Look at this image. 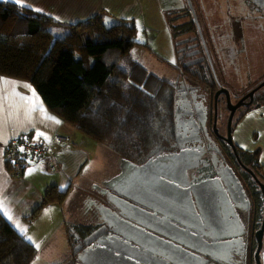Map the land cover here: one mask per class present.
I'll return each instance as SVG.
<instances>
[{
	"label": "flooded vegetation",
	"instance_id": "flooded-vegetation-1",
	"mask_svg": "<svg viewBox=\"0 0 264 264\" xmlns=\"http://www.w3.org/2000/svg\"><path fill=\"white\" fill-rule=\"evenodd\" d=\"M184 1L168 14L159 72L149 71L159 79L158 113L145 124L141 146L116 154L114 197L102 184L92 188L95 199L83 200L91 223L71 229L78 241L68 264H82L81 255L113 238L126 246L114 248L109 264L121 257L120 264H258L264 173L243 129L264 110V3ZM133 170L151 173L154 195L129 186ZM149 184L141 183L144 190ZM99 202L114 208V232L95 225L107 218ZM115 213L130 224L123 235ZM260 258L264 264V237Z\"/></svg>",
	"mask_w": 264,
	"mask_h": 264
},
{
	"label": "trees",
	"instance_id": "trees-1",
	"mask_svg": "<svg viewBox=\"0 0 264 264\" xmlns=\"http://www.w3.org/2000/svg\"><path fill=\"white\" fill-rule=\"evenodd\" d=\"M103 19L98 15L64 25L0 1V75L29 81L65 123L97 145L122 153L142 145L140 134L159 110V79L132 55L137 28L107 30ZM88 26L97 29L83 35ZM129 80L138 91L125 95ZM123 104L127 110L120 109ZM66 194L51 187L42 206ZM37 256L36 246L0 212V264H34Z\"/></svg>",
	"mask_w": 264,
	"mask_h": 264
},
{
	"label": "crops",
	"instance_id": "crops-1",
	"mask_svg": "<svg viewBox=\"0 0 264 264\" xmlns=\"http://www.w3.org/2000/svg\"><path fill=\"white\" fill-rule=\"evenodd\" d=\"M0 1L32 9L64 25H74L86 22L98 15H104V17L110 16L123 22L132 23V25L135 24L132 27H136L140 22L145 25L148 7L158 3L161 12L152 14L154 17L151 19L155 22L159 18L163 28L170 22L168 14L173 17L176 9L183 8L185 2L184 0ZM224 2L225 0H220L222 5ZM24 85L29 87H24ZM33 90L38 97L35 102L42 105L43 111L33 112L31 110L32 105L23 99V97H31ZM56 120L60 123H55ZM247 124L251 139L248 140L247 137L244 139L248 143L246 146L251 151L259 152L260 161L263 165L261 170L264 173V110L253 112ZM37 132L44 133L49 139L45 140L43 137L36 139ZM26 135L32 141L45 144L48 152L57 159L61 173L49 172L44 160L30 159L26 168L20 172L18 177L16 176L15 171L7 161L5 147L11 141ZM61 137L67 138L69 141L58 140ZM75 139L82 140L85 138L80 131L65 123L47 108L32 83L0 75V212L5 220L20 234L28 237L29 230L33 227L37 228V224H40L39 222L42 220L44 230L48 233H55L57 236L61 232V230H56L58 225L63 230L68 219L70 221L72 219V224H76L75 221L79 222V214L84 207L83 200L86 196L95 199V194H90V192L93 193L92 188L94 186L92 185L94 182L92 174L97 170L94 165L99 161L100 154L105 160L104 153H109V151L100 145L89 151L82 148L81 142L73 146ZM244 140L239 139L242 142ZM51 155L48 154V157ZM110 158H107L108 162ZM113 177L110 172L106 175L105 180L108 181ZM87 183L92 185L88 189L89 191L87 190ZM51 187H57L63 193L68 192V195L66 194L62 201H53L42 206L45 193ZM73 200H75L77 208H73ZM80 202H82L81 207L78 206ZM54 208L58 209V216L52 213ZM81 214L85 219H89L83 212ZM8 216H11V220L8 219ZM46 219L49 222H46ZM80 225L88 226V224ZM69 233L68 228L60 239L63 243H57L58 245L55 246L61 253L62 259L59 261L56 256L53 260L54 263L62 264L63 261L69 259L71 261L73 244ZM44 236L45 239H42ZM44 236L38 238L41 246L43 244L48 245L54 239L51 235ZM34 239L31 243L35 245L36 239Z\"/></svg>",
	"mask_w": 264,
	"mask_h": 264
},
{
	"label": "rangeland",
	"instance_id": "rangeland-1",
	"mask_svg": "<svg viewBox=\"0 0 264 264\" xmlns=\"http://www.w3.org/2000/svg\"><path fill=\"white\" fill-rule=\"evenodd\" d=\"M161 12V8L159 7L158 3H155L153 5H150L147 9V13H146V21L144 22L145 25L143 24V22H140L136 28L137 30L135 31V37H134V40H135V46L133 48V51H132V55L134 57L135 60H137L138 62H140L141 64H143V66H145L148 70H150L151 72L153 73H158L159 72V69H160V55L163 56L165 50L163 49V44L162 42H164V40H166V36H165V31H164V28L162 26V23L160 22L159 18L158 20H155V22L152 21L151 17H154V13H160ZM171 20V19H170ZM123 28V27H122ZM97 28L95 26H88V27H85V28H82L81 32H84L83 35H88L90 33H92L94 30H96ZM116 29V28H114ZM153 31L155 36L152 38V43L150 42L149 38H150V32ZM147 44H151L152 47L151 49L147 50L144 48L143 45H147ZM166 45L168 47H170V45H168V42L166 41ZM83 54V52H82ZM128 85L130 86L127 90H124V94L125 95H128V94H134L136 93L138 90L136 85L134 84V82L132 80H129L128 81ZM124 105V104H123ZM121 110H127L128 107L126 105H124L123 107L120 108ZM244 139L246 138V135L248 140L251 139V136L249 134V126L248 124H245L244 126ZM62 139L65 140V142H68L69 139L67 138H64V137H61ZM84 138L85 139H82V140H77L75 139L74 143H73V146L74 144H78V143H82V148H85L86 150H93L94 147H97V143H95V141L93 139H91L89 136H85L84 135ZM127 138V137H126ZM71 143V142H70ZM105 149L107 150L108 148L105 147ZM109 153L112 155H107L109 153H104V158L105 160L103 159V155L100 154L99 155V161H97L94 165V168H96V172L92 174V179H93V184L92 185H102V184H105L106 180H105V177L107 174H109L110 172L113 174L114 176V173H115V170H114V167L115 165L117 164V155L118 152H116L114 150L111 151V149L109 150ZM111 151V152H110ZM127 151V149H126ZM111 156V158H110ZM107 158H110V161L108 162L107 161ZM60 167V165H59ZM61 169L59 170L58 173H61L60 172ZM264 179V177H263ZM90 184L87 183V190L90 188V186H92ZM89 191V190H88ZM90 194L94 195V193L90 192ZM83 199V198H82ZM81 199V201H82ZM73 208H77V206H75V200H73ZM82 204V202H80L78 204L79 207H81L80 205ZM82 212V211H81ZM79 214V218H78V221H75L76 224H72V219L71 221L68 219L67 222L65 223V227L64 229H60V225L57 226L56 230H61L60 234H58L57 236L52 233H48L47 231L44 230L43 228V222L42 220L39 222L40 224H37L38 227H33L32 229L29 230L28 232V236H31L32 239H36V243H35V246L37 248V245L39 246L37 248L38 250V256H37V259L35 261L34 264H57V263H54V258L57 256V258L59 259V261L62 259V255L61 253L55 248L56 245H58L57 243L59 244H62L63 241L60 240L62 239V234H65V232H67L68 228H69V235H70V240H71V243L74 244L75 241L77 242L78 239L77 237H74L73 235V232L71 231L72 228H75L77 229V225L78 223L80 224H88L90 225L91 221L88 219V218H84L82 216V214ZM52 213H55L57 214V216L59 215V212H58V209L57 208H54L52 210ZM60 218V216H59ZM61 219V218H60ZM46 222H49L48 219H46ZM56 223H57V220H56ZM79 224V225H80ZM76 225V226H75ZM44 235H51L52 238H54L52 241H50V243L48 245L46 244H43L42 246L40 245L39 243V240L38 238L44 236ZM34 239V240H35ZM42 239H45V236L42 238ZM153 239H155L156 241H160V238L158 236H153ZM60 247V246H59ZM57 250V251H56ZM70 261L69 260H66V261H63L62 264H68Z\"/></svg>",
	"mask_w": 264,
	"mask_h": 264
},
{
	"label": "water",
	"instance_id": "water-1",
	"mask_svg": "<svg viewBox=\"0 0 264 264\" xmlns=\"http://www.w3.org/2000/svg\"><path fill=\"white\" fill-rule=\"evenodd\" d=\"M103 26L107 30H112L114 28L128 27V26H133V25H132V23L123 22V21L115 19L113 17L105 16L103 19ZM139 169H141V168H139ZM111 184H114V177L112 179L106 181L104 184L106 189L109 190L108 194L110 196L114 197V193L111 192V190H112L111 186H110ZM115 184L118 185L121 189H123V188L126 189L128 186V183L123 182V179L119 180V178L115 181ZM154 187H155L154 182H152L151 184L148 185V188L146 190H144L142 188L141 184L139 185V187H135V188L132 187V189L135 190L139 196H142V195L147 194V193H150L152 196V195H154V189H155ZM119 193L121 195H124V193H122L121 191ZM97 204L101 207L102 216L107 217V218H103L102 222L95 223V225L101 226V228H103V229H112L114 232V224L110 223L111 217L114 221V208H112L111 206L104 205L101 202H99ZM86 206H88V204H86ZM115 218H116V221L119 223V225H118L119 234L123 235L124 232L127 230L126 226L129 227L130 224L125 222L124 220H122V218L117 216L116 213H115ZM95 234L96 233H94L93 235H90L85 240V243L90 244V242H92L94 240V238L96 236ZM263 237H264V228L261 229L257 233L259 249H258L257 254H256V261L258 262V264H262L260 254H261V250H262V246H263ZM142 240H144V237L142 238ZM127 244L129 245V243H127ZM118 245L119 246H126V244L122 245V244L115 242L114 238L110 239L104 243L102 242V243H100L101 247L97 248L96 250H92V251L88 252L86 254V258L83 257V255H81L80 259H78V262H81L82 264H109V263H112V260L107 259V257L109 256L111 258L112 255L113 256L115 255V253H114L115 249L114 248L117 247ZM152 245L153 244H151V246ZM115 252H118V251H115ZM176 255H179V253H177ZM184 255H186V254H184ZM122 260L124 261L125 257H121V260H119L118 263H113V264H120L119 262H121Z\"/></svg>",
	"mask_w": 264,
	"mask_h": 264
},
{
	"label": "built area",
	"instance_id": "built-area-1",
	"mask_svg": "<svg viewBox=\"0 0 264 264\" xmlns=\"http://www.w3.org/2000/svg\"><path fill=\"white\" fill-rule=\"evenodd\" d=\"M26 137V139H25ZM60 141H65L58 138ZM23 146L25 153L19 152V148ZM6 157L9 165L13 168L18 177L30 159L35 161H46V166L49 172L58 173L60 170L59 163L55 156L51 155L43 142L32 141L28 135L15 139L5 147ZM48 154L51 155L48 157Z\"/></svg>",
	"mask_w": 264,
	"mask_h": 264
},
{
	"label": "snow or ice",
	"instance_id": "snow-or-ice-1",
	"mask_svg": "<svg viewBox=\"0 0 264 264\" xmlns=\"http://www.w3.org/2000/svg\"><path fill=\"white\" fill-rule=\"evenodd\" d=\"M17 2H19V0H17ZM259 2L261 3H264V0H259ZM39 11V10H37ZM24 87H29L27 85H24ZM23 99L30 103L32 105V108L31 110L33 112H36V111H43V108H42V105L40 104H37L35 101L38 100V97L36 96V93L34 92V90L32 91V96L31 97H23ZM48 119H52L51 117H47ZM55 123L59 124L60 121L56 120ZM40 137H43L45 140H48L49 137H47L44 133L42 132H37L36 133V139H39ZM26 139V137H25ZM19 152L21 153H25V148L23 146H21L19 148ZM163 175H166V173H160V176L162 177ZM144 182H149V183H152L154 182L153 179H152V176H151V173L150 172H144V171H141V172H137L136 170H133V174L132 176L130 177L129 179V186L130 187H139V185L141 183H144ZM8 219L11 220V216H8ZM27 240L28 241H32V237L31 236H28L27 237ZM39 246L37 245V248Z\"/></svg>",
	"mask_w": 264,
	"mask_h": 264
}]
</instances>
